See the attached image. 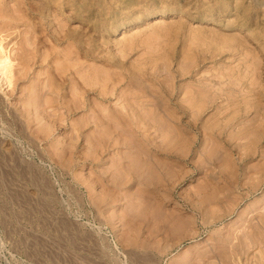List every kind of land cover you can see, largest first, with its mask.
<instances>
[{
  "label": "rangeland",
  "instance_id": "374dc122",
  "mask_svg": "<svg viewBox=\"0 0 264 264\" xmlns=\"http://www.w3.org/2000/svg\"><path fill=\"white\" fill-rule=\"evenodd\" d=\"M0 63V264H264V0H0Z\"/></svg>",
  "mask_w": 264,
  "mask_h": 264
},
{
  "label": "bare ground",
  "instance_id": "6f19581e",
  "mask_svg": "<svg viewBox=\"0 0 264 264\" xmlns=\"http://www.w3.org/2000/svg\"><path fill=\"white\" fill-rule=\"evenodd\" d=\"M26 47V46H25ZM29 47V46H28ZM76 56V55H75ZM6 60H7V58H6ZM1 64V63H0ZM56 65V64H55ZM55 67V66H54ZM9 69V68H8ZM55 70H57L56 68H55ZM57 72V71H56ZM57 74V73H56ZM59 75H60V73H58ZM58 74L56 75V76H58ZM103 74H104V72H103ZM100 76V75H99ZM59 77V76H58ZM49 86V85H48ZM44 87V86H43ZM74 87V86H73ZM72 89V88H71ZM75 89V88H74ZM49 90V89H48ZM80 99V98H79ZM77 100V99H76ZM81 106V105H80ZM97 109V108H96ZM98 110V109H97ZM101 110V109H100ZM116 112V111H115ZM117 113V112H116ZM150 113V112H149ZM85 120H87V119H85ZM249 229V228H248Z\"/></svg>",
  "mask_w": 264,
  "mask_h": 264
}]
</instances>
